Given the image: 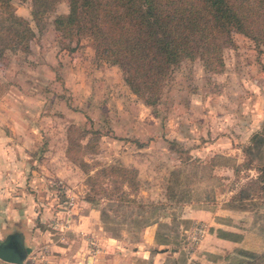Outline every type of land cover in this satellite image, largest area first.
<instances>
[{"label":"rangeland","instance_id":"374dc122","mask_svg":"<svg viewBox=\"0 0 264 264\" xmlns=\"http://www.w3.org/2000/svg\"><path fill=\"white\" fill-rule=\"evenodd\" d=\"M11 7L35 35L29 52L0 59V241L37 233L26 264H47L51 245L72 242L87 255L120 251L131 264H237L263 253L264 189L231 196L258 174L232 166L264 122V46L233 32L220 72L182 61L151 107L90 37L55 28L66 0L43 27L30 0ZM116 165L137 169V190L109 169L92 189L88 175ZM79 215L90 221L83 237L70 227ZM141 219L156 223L140 228Z\"/></svg>","mask_w":264,"mask_h":264},{"label":"trees","instance_id":"16d2710c","mask_svg":"<svg viewBox=\"0 0 264 264\" xmlns=\"http://www.w3.org/2000/svg\"><path fill=\"white\" fill-rule=\"evenodd\" d=\"M12 1L0 0V59L7 50L29 52L35 35L29 22L12 9ZM30 1L33 20L43 27L47 14L61 0ZM66 1L68 11L56 16L55 28L90 37L95 55L120 67L131 92L151 107L160 103L167 78L182 61L199 59L206 70L220 72L224 67L223 49L234 44L233 32L248 37L256 46H264V0ZM261 146H264V122L242 147L244 160L232 166L237 175L244 168L258 173L250 185L231 196L233 201L249 199L253 189H264ZM81 166L85 172L89 170L88 163L82 161ZM106 172H118L122 182L137 190V169L118 165L88 175L92 189L98 185V174ZM119 198L122 202H134L123 190ZM155 223L149 219L137 221L140 228ZM237 264H264V251L256 259Z\"/></svg>","mask_w":264,"mask_h":264},{"label":"crops","instance_id":"0c3cea01","mask_svg":"<svg viewBox=\"0 0 264 264\" xmlns=\"http://www.w3.org/2000/svg\"><path fill=\"white\" fill-rule=\"evenodd\" d=\"M90 226L89 216L88 215H79V218L73 222L70 227L72 228V233L75 235H85L86 232H88ZM43 237V236H41ZM83 237V236H82ZM81 237V238H82ZM39 235L37 233L29 232L24 233L22 236L23 239V248L25 250L26 256L22 263L20 264H26L24 261L28 254H34L35 250L33 246H35ZM82 241V240H81ZM79 241V242H81ZM84 243V242H83ZM73 242L69 244L68 247L66 246H55L54 244L51 245V250L47 249V254L43 256V258H46L48 260L47 264H131L128 262V259L125 258L127 254L122 253L118 251L113 256L108 257H100V255H87V251L84 249V245L80 243H76L75 247L71 248ZM32 249H30V248ZM87 255L86 262H84L83 257ZM89 258V259H88ZM0 264H18V263H12L7 262L2 259H0ZM33 264H39L38 261L33 262Z\"/></svg>","mask_w":264,"mask_h":264},{"label":"water","instance_id":"95a60500","mask_svg":"<svg viewBox=\"0 0 264 264\" xmlns=\"http://www.w3.org/2000/svg\"><path fill=\"white\" fill-rule=\"evenodd\" d=\"M25 256L21 235L10 234L4 241H0V259L20 264Z\"/></svg>","mask_w":264,"mask_h":264}]
</instances>
